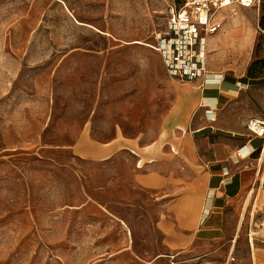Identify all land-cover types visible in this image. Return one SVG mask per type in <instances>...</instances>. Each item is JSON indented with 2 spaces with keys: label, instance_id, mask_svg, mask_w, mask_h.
Segmentation results:
<instances>
[{
  "label": "rangeland",
  "instance_id": "obj_1",
  "mask_svg": "<svg viewBox=\"0 0 264 264\" xmlns=\"http://www.w3.org/2000/svg\"><path fill=\"white\" fill-rule=\"evenodd\" d=\"M173 1L128 0L126 15L113 7V43L122 46L113 45L105 76H95L103 65L85 56L53 77L49 71L47 98L64 109L56 112L62 127L47 128L42 141L21 138L33 139L44 127L16 124L15 110L0 109V264H264L263 155L227 211L226 236L173 259L156 226L155 199L132 182L131 157L90 162L54 153L84 126L100 143L157 136L174 84L153 45ZM219 16L227 41L211 52L213 63L242 76L263 105L264 0L231 4Z\"/></svg>",
  "mask_w": 264,
  "mask_h": 264
},
{
  "label": "crops",
  "instance_id": "obj_2",
  "mask_svg": "<svg viewBox=\"0 0 264 264\" xmlns=\"http://www.w3.org/2000/svg\"><path fill=\"white\" fill-rule=\"evenodd\" d=\"M113 7L126 15L128 0H0V109L15 110L9 116L16 124L22 119V125L44 127L35 138L21 140L42 141L47 128L62 127L56 112L64 106L47 98L49 71L53 77L65 63L85 56L96 68L102 63L104 73L95 76L107 74L113 45L122 46L113 43ZM226 35L220 30L208 41L207 64L214 76L194 82L170 79L157 53L174 86L151 142L116 135L100 143L84 126L72 135V144L55 147L54 153L90 162L131 157L132 182L155 199L156 226L173 259L226 236L227 211L243 197L264 154V138L246 129L249 119L264 117L257 91L213 63L211 52ZM220 74L222 79L214 78Z\"/></svg>",
  "mask_w": 264,
  "mask_h": 264
},
{
  "label": "built area",
  "instance_id": "obj_3",
  "mask_svg": "<svg viewBox=\"0 0 264 264\" xmlns=\"http://www.w3.org/2000/svg\"><path fill=\"white\" fill-rule=\"evenodd\" d=\"M258 0H175L167 8L164 30L155 35L154 50L167 75L176 82H194L214 76L208 69V41L222 28L220 12L236 4L252 7ZM215 79H222L220 74ZM246 129L264 138V120L251 118ZM241 157L244 155L239 154Z\"/></svg>",
  "mask_w": 264,
  "mask_h": 264
},
{
  "label": "bare ground",
  "instance_id": "obj_4",
  "mask_svg": "<svg viewBox=\"0 0 264 264\" xmlns=\"http://www.w3.org/2000/svg\"><path fill=\"white\" fill-rule=\"evenodd\" d=\"M242 154H244V153H242ZM263 156H264V154H263Z\"/></svg>",
  "mask_w": 264,
  "mask_h": 264
}]
</instances>
